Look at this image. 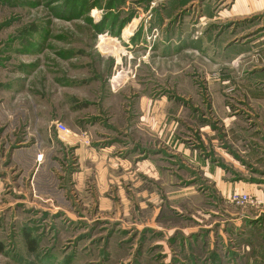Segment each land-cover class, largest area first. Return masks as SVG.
I'll list each match as a JSON object with an SVG mask.
<instances>
[{
  "label": "rangeland",
  "instance_id": "1",
  "mask_svg": "<svg viewBox=\"0 0 264 264\" xmlns=\"http://www.w3.org/2000/svg\"><path fill=\"white\" fill-rule=\"evenodd\" d=\"M155 1L160 2L0 0V138L15 147L19 142L26 140L23 135L30 132L31 138H36L38 143L44 141L42 151L46 155L44 137L51 131L54 139L57 133L56 122L65 123L71 131H77L78 128L92 130L98 128L101 122L108 125L107 118L111 115H136L141 84L144 82L145 85L147 82L152 101L166 97L175 99L176 102L178 100L181 107L184 106L178 134L187 144L194 143L195 130L204 127L207 122L200 118L198 122H188L184 117L188 118L186 115L191 113V107L195 109V105L206 109V106L211 104L204 84L208 82L209 76L215 80L213 73L219 67L211 66L215 64L200 50L188 49L189 52L176 57H157L156 51L160 47L157 44L153 46L152 39L157 36L152 32L149 40L152 46H149L148 51H144L142 46L136 47L129 41V37L120 38L122 34L112 38L110 32L114 24L119 26L125 21L126 24L133 21L135 23H130L133 24L131 27L125 24V34L131 35V29L138 24L134 33L140 38L145 33L144 25H158L156 14L163 11L161 3H156L158 8L149 9ZM195 1L197 9L182 11L176 18L178 21L166 22V27H162L164 43H167L166 37L169 35H204L210 31L219 35L228 28L227 22L204 24V21H199L205 13V0ZM95 21H107L108 25L103 27L101 22ZM244 23L246 22L241 23L238 30L244 33L243 35H254L259 31L256 24L248 27L251 24ZM103 29L107 31L102 32ZM149 30L150 28H147L146 33H149ZM253 39L252 37L247 40V43H252ZM107 40L113 41L108 43ZM132 44L134 48L130 47ZM260 45L261 41L256 47ZM102 52L107 55L103 56ZM258 54H261L264 60V47L256 48L241 68L248 71L255 66L256 59L253 56ZM116 59L121 63L120 66H116ZM239 72L242 73L241 69ZM115 74L122 77L113 84ZM186 83L192 84L193 89L185 86ZM115 91L118 92L114 94L116 98H110L109 93ZM232 99L234 102L230 101V104H233V109H240L238 101L241 99ZM198 111L195 110V113ZM8 115L12 118L3 121ZM243 127L249 128V123L245 122ZM150 141L151 156L155 157L156 161L166 162L167 166L172 164L170 160L175 156L170 158V155H167H172L174 151L166 146L167 141H160L152 132ZM159 144H163L160 149ZM261 146L264 148L263 140ZM158 150L163 152L157 153ZM54 165L51 159H46L43 163L46 170L44 173H49L47 169L50 167L53 171ZM67 169H59L56 172L54 170L49 178L43 177L39 181L44 182L41 187L43 193L40 195L42 201L29 200L24 205L14 207L12 211L0 214V243L4 248L3 252H0V264H148L149 260H153V264H161L157 261L158 249L152 246L161 237L156 230L148 226L153 224L155 227L165 226L172 229V218L179 220L181 226L189 224L186 218L191 215L190 202L183 201L179 205V201L163 202L168 196L164 186H157L156 190L150 186L147 197L154 196L156 199L155 195H158V200L162 201L151 200L150 206L154 210L142 214L131 212V215L135 216L125 218L124 215L121 217L117 210L103 211L102 204L89 201L94 199L93 195L98 190L94 180L87 178L82 193L77 192L76 182L71 176L68 178V172L71 171ZM247 175L255 179L264 178V163L253 167L247 162ZM48 187L51 189L50 193L45 195ZM117 187L110 185L111 189L106 196L115 204L116 199H119ZM129 188L131 187H125ZM172 188L166 187V190ZM206 192V187L199 188L201 195H207ZM83 197L86 200L81 201L80 198ZM201 199L193 206L195 210L205 211L210 203L205 197ZM251 199L253 203L238 207L254 206L255 200L252 197ZM51 205H60L64 209L66 206L70 212L80 210L77 214L84 213V216L71 217L60 210L52 212L47 208L51 209ZM169 206H176L181 214ZM156 211L157 215L154 217Z\"/></svg>",
  "mask_w": 264,
  "mask_h": 264
},
{
  "label": "crops",
  "instance_id": "2",
  "mask_svg": "<svg viewBox=\"0 0 264 264\" xmlns=\"http://www.w3.org/2000/svg\"><path fill=\"white\" fill-rule=\"evenodd\" d=\"M159 3L163 11L156 14L157 26L148 22L149 27L144 25L145 33L137 38L134 32L138 24L131 29V35L125 34L126 27L133 25L130 24L133 21H130L124 30H121L120 38L129 37V41L136 47L142 46L144 51H148L152 46L149 42L152 32L157 36L156 40L152 39L153 46L157 44L160 47L156 51L157 57H176L189 52L188 49L200 50L215 64L211 66L219 67L213 73L215 80L209 76L208 82L204 84L211 104L207 105L206 109L195 105V109L191 107V113L186 115L188 118L184 117L188 122H198L199 118L207 122L204 127L195 130V142L187 144L178 134L184 106L181 107L178 100L179 103L166 97L152 101L148 83L144 85L142 82L140 95L137 97L138 114L114 113V117L111 115L107 118L108 125L103 122L98 124L100 129L78 128L77 131L70 130L68 135L56 133L54 139L49 131L44 137L46 155L42 151L44 141L38 143L36 138H31L30 132L23 135L26 140L19 142L15 147L0 138V214L12 211L14 207L24 205L29 200H41V187L44 182L39 181L43 177L49 178L54 170L56 172L64 168L71 171L68 172V178L71 176L76 182L77 192L82 193L87 178L94 180L98 190L93 195L94 199L89 201L102 204L103 211L117 210L116 212L125 218L135 216L131 215V212L142 214L154 210L150 202H157L158 195H155L156 199L154 196L147 197L150 186L154 187L153 190H156L157 186H164L168 196L163 202L179 201V205L183 201H189L191 215L186 218L188 226H181L180 221L173 218L170 220L174 223L172 229L165 226L155 227L153 224L148 226L156 230L161 237L152 244L158 249V263L264 264V178L255 179L247 175V162L253 167L264 163V148L261 146V141H264L262 55L253 56L256 65L248 71L241 68L256 48L264 47V0H205V13L199 21H204V24L227 22L228 28L219 35H214L212 31L204 35H169L166 37L167 43L162 39L166 22L178 21L176 18L182 11L197 9V1L160 0ZM243 22L251 24L248 27L256 24L259 31L254 35H243L244 33L238 32ZM147 28H150L149 33H146ZM252 37L253 42L247 43ZM260 41L261 45L256 47ZM133 44L130 47L134 48ZM166 48L169 50H165ZM101 54L107 55L103 52ZM114 61L116 66L121 65L117 59ZM240 69L242 73L239 72ZM116 75L118 74H115L113 84L121 80L122 76ZM185 86L193 89L192 84L186 83ZM115 92L109 93L110 98L118 94ZM233 97L241 99L238 101L240 109H233V104H230V101L234 102ZM152 106L155 108L151 109ZM195 110H199L198 113H195ZM9 115L3 121L11 119L12 116ZM245 122L249 123V128L243 127ZM151 132L160 141L166 140V146L174 151L172 155H167H170V158L175 156L170 160L172 164L169 166L166 162H157L156 158L151 156ZM162 145L159 144L158 149ZM156 152L161 154L163 150ZM39 156H43L40 162ZM46 159H51L55 164L53 171L51 167L47 169L49 173H44L46 170L43 163ZM110 185L118 186L117 204L106 197L111 189ZM124 186L131 188L125 189ZM203 186L207 188V195L199 193V188ZM166 187L173 188L166 190ZM50 190L47 189L45 195H48ZM234 193L248 194L254 198L256 204L246 208L238 207L230 200ZM201 197L207 198L210 203L205 211L195 210L193 206L202 200ZM80 200L86 199L83 197ZM158 201L162 202L161 199ZM51 206V209L47 208L52 212L60 210L71 217L84 216V213L77 214L80 210L70 212L66 206L65 209L60 205ZM171 209L181 214L176 206ZM156 215L157 211L154 217ZM147 263L153 264V260Z\"/></svg>",
  "mask_w": 264,
  "mask_h": 264
},
{
  "label": "built area",
  "instance_id": "3",
  "mask_svg": "<svg viewBox=\"0 0 264 264\" xmlns=\"http://www.w3.org/2000/svg\"><path fill=\"white\" fill-rule=\"evenodd\" d=\"M157 6L156 2L151 4V9H154ZM157 33V30H155ZM55 129L58 134L68 135L70 134V129L62 122L55 123ZM43 156L38 157V161H42ZM231 202L236 206H244L249 203H253L251 197L248 194L244 193H234L230 198Z\"/></svg>",
  "mask_w": 264,
  "mask_h": 264
},
{
  "label": "trees",
  "instance_id": "4",
  "mask_svg": "<svg viewBox=\"0 0 264 264\" xmlns=\"http://www.w3.org/2000/svg\"><path fill=\"white\" fill-rule=\"evenodd\" d=\"M109 7H110V6H109ZM103 20H105V19H103ZM107 24H108L107 21H101V23H100V25H102L103 27H106ZM125 24H126V21H125L124 23H121L118 27H117L116 24H114V25L111 27L112 30H110V32L112 33L113 37H119V36H120V34H121V30L124 28ZM100 25H99V26H100ZM115 29H117V30H115ZM102 32H105V29H103ZM114 33H116V34H114ZM3 250H4L3 245L0 243V252H3Z\"/></svg>",
  "mask_w": 264,
  "mask_h": 264
},
{
  "label": "bare ground",
  "instance_id": "5",
  "mask_svg": "<svg viewBox=\"0 0 264 264\" xmlns=\"http://www.w3.org/2000/svg\"><path fill=\"white\" fill-rule=\"evenodd\" d=\"M109 41L112 42L113 40H107L108 43H110ZM117 79H118V78H117Z\"/></svg>",
  "mask_w": 264,
  "mask_h": 264
}]
</instances>
